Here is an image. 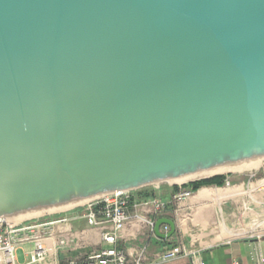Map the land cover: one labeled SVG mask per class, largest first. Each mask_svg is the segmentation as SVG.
Segmentation results:
<instances>
[{"label": "water", "instance_id": "95a60500", "mask_svg": "<svg viewBox=\"0 0 264 264\" xmlns=\"http://www.w3.org/2000/svg\"><path fill=\"white\" fill-rule=\"evenodd\" d=\"M258 158L264 0H0V219Z\"/></svg>", "mask_w": 264, "mask_h": 264}, {"label": "crops", "instance_id": "0c3cea01", "mask_svg": "<svg viewBox=\"0 0 264 264\" xmlns=\"http://www.w3.org/2000/svg\"><path fill=\"white\" fill-rule=\"evenodd\" d=\"M172 185H154L130 192L136 208L131 213L144 218L168 219L175 224L174 235L165 240L150 236L141 221L130 222L118 238V246L130 254L145 248L148 262H154L157 255L173 247L183 245L194 252L202 264H254L257 257H264V237L253 235L248 238L251 222L258 220L263 209L264 189L256 181L225 184L222 187H203L188 198L176 202L177 193ZM179 189V188H178ZM207 193H200L203 190ZM152 191L154 198L166 204V209L154 215L141 206L146 202L140 198L141 191ZM213 191V192H212ZM215 193V194H214ZM70 210L58 212L53 219L67 218ZM161 231V229H160ZM101 230L88 225L84 220H72L58 224L54 230V240L48 241L54 246L56 240L66 239L67 248L52 255L43 263L61 264L65 260L84 255L107 245L102 243ZM32 244H26L16 251L18 264L30 262ZM168 264H192L191 256L179 257Z\"/></svg>", "mask_w": 264, "mask_h": 264}, {"label": "built area", "instance_id": "2783aa9c", "mask_svg": "<svg viewBox=\"0 0 264 264\" xmlns=\"http://www.w3.org/2000/svg\"><path fill=\"white\" fill-rule=\"evenodd\" d=\"M250 175L247 182L256 181L260 188L264 189V178L253 180ZM228 186V181L225 182ZM192 193L181 190L173 196L176 202L188 198ZM154 215L161 214L166 209V204L157 200H148L141 204ZM130 208H136L132 203L130 192L115 193L93 199L89 203L78 206L70 210L67 218L53 219L51 217H37L19 222L9 219H0V264H18L16 251L26 244H32L33 249L30 254V262L33 264L43 263L52 255L66 249L68 244L66 239L56 240L54 246H49L48 241L54 240V230L58 224H63L72 220H84L88 225L101 230V241L106 248L93 251L84 255L76 256L65 260L61 264H168L179 257L191 256L192 264H202L194 252L188 250L183 245H179L158 254L154 262H148L145 257V248L137 253H128L118 246L120 232L132 221L139 219L143 227L150 236H154L155 219L142 218L130 212ZM252 226L248 233V238L253 235L258 238L264 237V203L263 209L258 216V220L251 222ZM161 233L166 234L169 227L163 225ZM233 264H237L234 262ZM254 264H264V257H257Z\"/></svg>", "mask_w": 264, "mask_h": 264}, {"label": "rangeland", "instance_id": "374dc122", "mask_svg": "<svg viewBox=\"0 0 264 264\" xmlns=\"http://www.w3.org/2000/svg\"><path fill=\"white\" fill-rule=\"evenodd\" d=\"M245 164L244 165H241V168H242V171L240 173H236V172H228V173H224V174H218L216 176H223L226 178V181H228V183H239V182H246L249 180V177L250 175H253L254 176V179L253 180H261L264 178V158L262 159H258V160H253L252 163H247V162H244ZM240 166V165H238ZM251 166V167H249ZM214 176V177H216ZM209 177H206L205 179H208ZM199 180H204V178L202 179H197V180H194V181H190V182H186V183H176V182H165V183H162V184H159V185H172V186H175V187H178L179 189L181 190H186V189H183V185H187L189 183H192V182H196V181H199ZM188 191V190H187ZM193 194V192H191ZM191 194V195H192ZM89 203V202H88ZM87 204V203H86ZM85 205V204H83ZM83 205H79V206H83ZM75 207H78V206H74V207H69V208H64V209H56V210H46L44 211L43 213L39 214V215H35V216H32L28 219H33V218H37V217H51L53 215H55L56 213L58 212H62V211H67V210H71ZM53 209V208H52ZM27 220V219H25Z\"/></svg>", "mask_w": 264, "mask_h": 264}, {"label": "bare ground", "instance_id": "6f19581e", "mask_svg": "<svg viewBox=\"0 0 264 264\" xmlns=\"http://www.w3.org/2000/svg\"><path fill=\"white\" fill-rule=\"evenodd\" d=\"M258 159H262V158H258ZM258 159H254V160H258ZM246 162L249 164V163H252L253 160H249V161H246ZM244 164L245 163L242 162V163H238V164L227 165V166L211 169V170H208V171H205V172H201V173H198V174H194V175H191V176H187V177H183V178H180V179H176V180H173L172 182L173 183L176 182V183L181 184V183H186V182L194 181V180H197V179L211 177V176H214V175L224 174V173H228V172L240 173L242 171L241 165H244ZM238 165H240V166H238ZM249 167H251V166H249ZM205 192L207 193L208 191H206V189H205V190H203L200 193H204L205 194ZM92 200L93 199L82 200V201L70 203V204L65 205V206L55 207L53 209L52 208H48V209L49 210L50 209L51 210H56V209H64V208L79 206V205L86 204V203H88V202H90ZM48 209H43V210H38V211H33V212H28V213H23V214H19V215L10 217L8 219L11 220V221H14V222H19V221H23L25 219H28V218H30L32 216L39 215V214L43 213L44 211H46Z\"/></svg>", "mask_w": 264, "mask_h": 264}, {"label": "trees", "instance_id": "16d2710c", "mask_svg": "<svg viewBox=\"0 0 264 264\" xmlns=\"http://www.w3.org/2000/svg\"><path fill=\"white\" fill-rule=\"evenodd\" d=\"M226 182V178L223 176H216V177H212V178H208V179H204V180H199L196 182H192L189 183L187 185H183V189H186L190 192H196L197 190H199L200 188L203 187H222ZM175 191L179 190L178 187L174 188ZM178 192V191H177ZM140 198L143 201H148L154 198V194L152 191H148V190H144L141 191L139 193ZM133 202V199H131Z\"/></svg>", "mask_w": 264, "mask_h": 264}]
</instances>
